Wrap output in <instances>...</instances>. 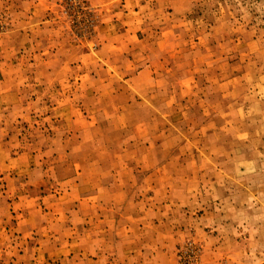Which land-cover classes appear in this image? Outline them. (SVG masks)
Here are the masks:
<instances>
[{
    "label": "rangeland",
    "instance_id": "obj_1",
    "mask_svg": "<svg viewBox=\"0 0 264 264\" xmlns=\"http://www.w3.org/2000/svg\"><path fill=\"white\" fill-rule=\"evenodd\" d=\"M0 264H264V0H0Z\"/></svg>",
    "mask_w": 264,
    "mask_h": 264
}]
</instances>
